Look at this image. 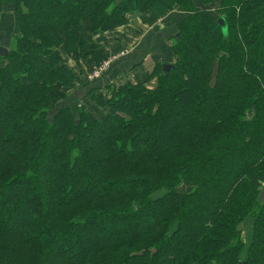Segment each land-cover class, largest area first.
I'll return each mask as SVG.
<instances>
[{
    "label": "trees",
    "instance_id": "obj_1",
    "mask_svg": "<svg viewBox=\"0 0 264 264\" xmlns=\"http://www.w3.org/2000/svg\"><path fill=\"white\" fill-rule=\"evenodd\" d=\"M200 3L0 0L17 27L0 56V264H264V0ZM177 9L168 74L90 92L101 117L53 111L76 82L61 51Z\"/></svg>",
    "mask_w": 264,
    "mask_h": 264
},
{
    "label": "crops",
    "instance_id": "obj_2",
    "mask_svg": "<svg viewBox=\"0 0 264 264\" xmlns=\"http://www.w3.org/2000/svg\"><path fill=\"white\" fill-rule=\"evenodd\" d=\"M186 16V13L179 9L169 12L159 20L154 19L150 14L133 13L128 16L123 26L106 33L87 36L89 44L96 48L90 51L88 56L76 59L61 51L66 65L76 75L74 86L65 92L66 104L64 106L70 105L73 110L84 106L91 114V108L95 109L96 105L90 97L84 101L74 102V93L80 87L86 95L95 92L98 96L110 99L114 88L128 82L144 83L157 67H163L166 64L174 65L176 57L172 42L177 37L178 27ZM1 22L4 26H8L3 28L4 34H8L9 31H12V35L17 33L14 30L17 27L12 8L5 9ZM124 51H128V55L114 62L102 78L94 82L88 81L86 73L90 72L93 67ZM156 83L157 79H154L146 87L153 89ZM96 111L100 115L107 113L103 109Z\"/></svg>",
    "mask_w": 264,
    "mask_h": 264
},
{
    "label": "rangeland",
    "instance_id": "obj_3",
    "mask_svg": "<svg viewBox=\"0 0 264 264\" xmlns=\"http://www.w3.org/2000/svg\"><path fill=\"white\" fill-rule=\"evenodd\" d=\"M200 1L198 0V5L200 6ZM4 27H8V26H4L3 24H2V22L0 21V43H1V45H0V48L1 47H3V48H5L6 50H8L9 49V44L11 45V43L13 42V40H14V38H15V36L17 35V33H14V35H12V31H7L8 32V34L7 33H5L4 34ZM14 30H16L17 31V29H14ZM12 40V41H11ZM174 40V39H173ZM172 44H173V42H172ZM128 55V51H124V52H122V53H120V54H118V55H113V56H111V57H109L108 59H106V60H104V61H102L100 64H103V63H107L108 64V67H107V69L102 73V75H101V78L104 76V74L105 73H107L110 69H111V67H112V65H113V63L114 62H116V61H118L119 59H121V58H123V57H125V56H127ZM157 84V83H156ZM155 87H156V85L153 87V89H155ZM66 98V97H65ZM84 100V99H83ZM79 101V99H78V95H77V91H76V93H74V102H78ZM92 102L94 103V101L92 100ZM66 104V100L65 99H63V100H61V101H59V102H56V103H54L53 105H55L54 106V108H53V111H57L58 109H60V108H62V107H65L64 105ZM68 106H70V105H68ZM67 107V106H66ZM71 107V106H70ZM80 108V107H79ZM79 108H77V109H79ZM72 109V108H71ZM76 109V110H77ZM92 110H91V115H93L94 117H101V116H104V115H100L96 110H102V109H100L98 106H95V109H93V108H91ZM73 110V109H72ZM76 110H73V111H76ZM178 191L180 192V193H185L186 191H189L188 189H186L184 186H180L179 188H178ZM165 194H167V192L166 191H162V192H160L159 194H158V196H164ZM242 241H243V243H244V245H245V250H244V253H243V255L244 256H246L247 255V250H248V248H249V246L251 245V243H252V241H253V226H252V223H251V221H249V222H246L245 224H244V226H243V233H242Z\"/></svg>",
    "mask_w": 264,
    "mask_h": 264
},
{
    "label": "water",
    "instance_id": "obj_4",
    "mask_svg": "<svg viewBox=\"0 0 264 264\" xmlns=\"http://www.w3.org/2000/svg\"><path fill=\"white\" fill-rule=\"evenodd\" d=\"M7 54H8V50L1 47L0 48V56L5 57V56H7ZM172 68H173V65H170V64L163 65V74H165V75L168 74ZM77 95H78L79 100H83L86 97V93L84 92L82 87H80L77 90ZM260 202L264 203V189L260 195Z\"/></svg>",
    "mask_w": 264,
    "mask_h": 264
},
{
    "label": "built area",
    "instance_id": "obj_5",
    "mask_svg": "<svg viewBox=\"0 0 264 264\" xmlns=\"http://www.w3.org/2000/svg\"><path fill=\"white\" fill-rule=\"evenodd\" d=\"M107 67V63L99 64L98 66L93 67L90 72L86 73L88 81L94 82L99 80L101 78L102 73L107 69Z\"/></svg>",
    "mask_w": 264,
    "mask_h": 264
}]
</instances>
